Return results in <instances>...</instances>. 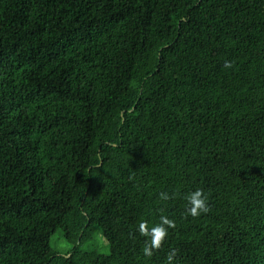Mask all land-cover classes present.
Instances as JSON below:
<instances>
[{
    "label": "trees",
    "instance_id": "trees-1",
    "mask_svg": "<svg viewBox=\"0 0 264 264\" xmlns=\"http://www.w3.org/2000/svg\"><path fill=\"white\" fill-rule=\"evenodd\" d=\"M161 215L145 257L137 226ZM172 250L264 264V0H0V264Z\"/></svg>",
    "mask_w": 264,
    "mask_h": 264
},
{
    "label": "clouds",
    "instance_id": "clouds-1",
    "mask_svg": "<svg viewBox=\"0 0 264 264\" xmlns=\"http://www.w3.org/2000/svg\"><path fill=\"white\" fill-rule=\"evenodd\" d=\"M225 68H231L232 64L226 61ZM161 200L167 201L170 197L167 193H161ZM186 208L185 212L188 216L197 217L202 213H206L208 209L207 197L202 190L197 189L185 196ZM174 227V221L165 215L159 217V222L149 225L147 221H141L137 226V231L142 237H145V243L142 253L145 257H151L156 250H159L162 243L168 236L169 229ZM177 252L170 251L167 254V264H176Z\"/></svg>",
    "mask_w": 264,
    "mask_h": 264
},
{
    "label": "rangeland",
    "instance_id": "rangeland-1",
    "mask_svg": "<svg viewBox=\"0 0 264 264\" xmlns=\"http://www.w3.org/2000/svg\"><path fill=\"white\" fill-rule=\"evenodd\" d=\"M51 247L58 251L61 255H65L72 249V245L66 241L65 238H61L60 235H56L51 239ZM86 248H93L103 255L109 254V247L100 233H97L91 242L85 244Z\"/></svg>",
    "mask_w": 264,
    "mask_h": 264
}]
</instances>
